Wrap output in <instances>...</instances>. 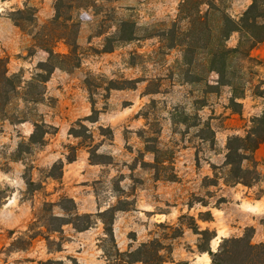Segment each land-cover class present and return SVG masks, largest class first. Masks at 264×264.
Here are the masks:
<instances>
[{"label":"rangeland","instance_id":"rangeland-1","mask_svg":"<svg viewBox=\"0 0 264 264\" xmlns=\"http://www.w3.org/2000/svg\"><path fill=\"white\" fill-rule=\"evenodd\" d=\"M220 1L235 19L247 5L245 0ZM56 2L0 0V19L10 23L4 27L3 42L12 45L18 39L22 47L11 54V74L21 73L23 80L31 81L43 73L37 67L48 53L35 48L33 36L47 35L52 46L54 37L66 35L51 24ZM186 2L193 6V1ZM64 3L62 19L71 15L77 25L73 32L79 66L73 67L74 57L55 62L62 69L40 85L39 91L45 92L42 102L25 106L16 100L7 118L0 119V190L2 197L8 196L0 207V264H78L72 225L49 241L38 238L30 247L13 242L34 221L49 217L50 212L43 211L45 202L58 203L62 196L74 200L63 177L83 163L91 170L84 191L89 189L103 209L93 215L92 227L98 224L99 230L91 236L97 242L89 249L105 264L108 258L114 263L120 251L116 239L114 243L105 234L103 221L110 223L109 217L98 215L109 208L116 210L113 224L119 236L131 242L128 250L158 240L165 248L160 253L171 258L168 264H212L208 253L199 250L208 242L190 229L194 221L201 230L216 231L209 243L212 251L222 238L241 237L248 227L254 229L252 243H264V165L243 163L259 172L256 181L246 175L251 187L232 183L225 165L229 138L246 136L252 120L264 113V61L237 58L232 69L236 78H227L234 90L219 85L218 75L207 72L208 40L200 20L206 4L188 12L183 0ZM68 5L73 8L68 10ZM25 8L33 9L34 16L32 21L19 20L22 30L11 18L19 19L12 13ZM189 15L198 20L195 31V19ZM218 34L216 27L213 35ZM239 39L233 33L228 47H236ZM23 40L31 46H23ZM38 51L46 60H29ZM55 51L68 54L69 48L60 41ZM233 93L239 106L230 103ZM24 116L48 125L43 144L30 142L32 122L17 123ZM152 148L159 152H149ZM155 157L164 166L155 167ZM53 213L74 219L60 207ZM210 214L213 221H204Z\"/></svg>","mask_w":264,"mask_h":264},{"label":"trees","instance_id":"trees-1","mask_svg":"<svg viewBox=\"0 0 264 264\" xmlns=\"http://www.w3.org/2000/svg\"><path fill=\"white\" fill-rule=\"evenodd\" d=\"M64 1L65 0H57L55 5L56 15L52 19L51 24L56 27H62L65 30L66 35L56 37V39L54 37V45L52 46L50 45L51 43L47 35L39 34L33 36L35 48L44 50L48 53V59L44 62H40L37 67L43 73H38L31 81H25L23 80L21 73L11 74L9 72V60L7 58H0V119L7 118L8 107L16 100L21 101L25 106L42 102L45 92L43 90L39 91L41 88L40 85L45 86L55 69L61 68L60 65H57L55 62L74 57V60H76L77 63H75L73 67L79 66V60L76 59L78 45L75 39V34H77V32H73V29H76L77 25L73 22L71 15H67L62 19L61 8L62 5L65 4ZM191 1L194 2L193 6H189L190 4L186 2V0H183L185 10L188 12H191L195 6L197 7L201 4H206L208 6L204 15L200 16V20L202 21L201 24L204 25L208 40L206 43L207 72L209 74L216 73L219 78V85L228 86L234 90L233 81L227 79L230 76L231 79L236 78V73L232 70L234 67V61L240 57H243L244 60H248L249 62L254 61L251 56L252 50L264 43V0H252L249 7L242 13L239 19L233 18L229 14L227 8L221 7L217 3L220 0ZM222 1L223 0L220 2ZM72 8L71 5H68V10ZM12 14L13 16H19V19L14 17L11 19L17 27L24 30V27L19 20L32 21L34 11L31 8H25L23 10H17ZM189 16H191L192 19H195L193 15ZM61 19L63 20L62 23L60 22ZM196 21L198 23L197 19L191 22L194 31L196 29ZM216 27L219 31L218 36L213 35V31ZM57 31L58 29L55 30V32ZM233 33H238L240 39L236 47L230 48L227 45V41ZM60 41H64L68 46V54H60L55 51V45ZM191 62L192 59H190L189 63ZM124 88L125 87H122V89ZM28 89H31V93H26ZM29 94L33 95L28 96ZM237 98V95L233 93L230 98L231 105L239 106L240 103L236 101ZM235 113L241 114V111H235ZM28 121L32 122L35 128L30 137V142L43 144V133H47L43 130L48 125L43 122L41 123L38 120H33L27 116L18 118L17 123ZM252 124L253 125L247 132L246 136L240 137L234 135L229 138L225 163V165L230 168L229 175L231 182L235 184L240 183L246 187H251L253 185L251 180L248 179L249 176L254 175L253 178L255 181L258 179L257 176L259 172L257 169H246L243 167V163L245 161H253L257 165L254 154L261 144L264 143V113L259 117H255L252 120ZM148 151L155 155L159 152L158 149L155 148L148 149ZM74 160L75 158L69 159L71 162ZM154 166H164V164L155 157ZM246 175H248V178ZM230 180H227L226 182H230ZM30 184L33 183L30 182L29 185ZM1 193L2 191L0 190V207L8 198V196L2 197ZM54 207H60L64 212L72 214L74 219L71 220L68 219L67 216L63 217L54 214ZM43 211L50 212L49 217L42 216L34 221L27 231H25L21 237L17 238L13 244L26 242V245L30 247L34 241L40 237L49 241L52 235L62 234L65 225H72L76 231H85L91 228L95 223L92 221L93 215L79 214L75 201L68 196H62L58 203L45 202L43 205ZM115 211L114 208H109L98 214L101 218L103 217V220L105 217H109L110 223L103 221L105 225V234L110 237L114 243L113 219L115 217ZM184 217L185 216H182V218ZM204 221H213L211 214L209 215V218L204 219ZM190 229L193 230L195 234L199 235L201 239L208 242V247L203 248L199 245V250L203 253H208L212 264H264V243H252L253 228H246L245 233L241 237L222 238L216 251H212L209 245L210 241L217 236L216 231H212L208 228L201 230L195 221L190 225ZM176 236H180L179 231ZM59 239L61 240L62 238L59 237ZM61 249L62 245L59 244L57 250L61 251ZM163 249L165 248L158 240H152L141 244L133 251L120 252L116 250L114 256L117 258L112 264H168L171 262V258L160 253ZM107 260L109 264H111L110 259L108 258Z\"/></svg>","mask_w":264,"mask_h":264},{"label":"crops","instance_id":"crops-1","mask_svg":"<svg viewBox=\"0 0 264 264\" xmlns=\"http://www.w3.org/2000/svg\"><path fill=\"white\" fill-rule=\"evenodd\" d=\"M245 1L247 2V5L244 10H246L251 4L250 0H245ZM9 26H10L9 21H6V19L4 18L0 19V40H1V45H2V47H0L1 48L0 57L10 56L9 58L10 59L9 65H10L12 62L11 54L13 52L18 54L21 51L22 47L20 46V42L18 41V39L13 40L14 43L12 45H7L5 44V42H3L6 38V32L4 31V27L8 28ZM23 46L25 47L31 46V41H25L24 43V40H23ZM39 53L40 51H38L37 54H33V56L31 55L29 57V60H32L33 58L40 59V57L37 56ZM251 56H254L264 61V43L260 44L255 49H253ZM40 60H46V57H41ZM255 158L259 164L264 165V144L261 145L255 152ZM86 165L87 163H83V165L81 164V166L79 165L72 166L71 175L66 176L65 174L63 177V180H64V184L67 185L65 187V190L67 189L68 192L74 194L73 198L76 201L78 212L94 215L99 210H103V209L98 205L97 200L93 196V194L90 191H88L89 189L84 191V188H88L84 184L88 182L89 180L88 175L91 172L90 169H87V167H85ZM89 167H92V166H89ZM87 206L89 207L87 208ZM98 230H99L98 224L95 225V228L91 227L85 231L75 230L76 234L72 238L75 241H77V246H78L77 255L80 256V257H76L78 264H105V261L103 258L99 260L98 258H96L97 253L95 250L89 249V246L91 245L93 241L94 243L97 242L94 240L95 238H92L91 236H94V234H96ZM113 234H114V238L117 241V246L120 249V251H125V250L133 248L131 246L130 241L126 242L119 236V232L117 230V224H113ZM90 253H92V257L87 259ZM134 264H139V263H134Z\"/></svg>","mask_w":264,"mask_h":264}]
</instances>
